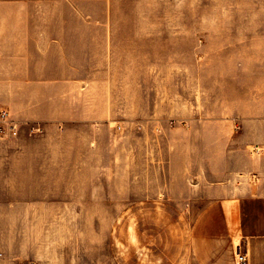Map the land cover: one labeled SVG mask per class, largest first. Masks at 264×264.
<instances>
[{
    "label": "crops",
    "instance_id": "crops-1",
    "mask_svg": "<svg viewBox=\"0 0 264 264\" xmlns=\"http://www.w3.org/2000/svg\"><path fill=\"white\" fill-rule=\"evenodd\" d=\"M42 8L41 2L26 0L0 3V109L10 114L5 131L0 133V264H88L83 252L72 250L73 220L122 218V184L121 180L107 182L98 173L91 174L101 168L91 166L87 157L74 162V148L59 147L57 138L62 134L60 137L71 139L68 128L73 124L110 119L121 92L106 87L109 72L105 68L106 86L95 104L101 113L90 115L88 77L86 81L75 79L72 66H58L59 59L74 52L89 53L90 36L59 35L58 27L71 26L72 20H44ZM76 23L90 25L89 20ZM109 23L112 25L105 19L101 25ZM101 39L106 53L113 38ZM134 75L123 99H129L130 124L143 123L146 130L148 124L167 123L171 115L156 119L152 105L138 110L139 80ZM75 87L81 92L78 96ZM256 91L258 96L243 94L236 102L226 99L225 113L212 120L215 125L226 124V144L234 138L235 127L244 139V145L232 151L221 150L219 155L225 156L226 163L220 169L212 163L217 148H211L208 168L202 170L197 160L191 159L185 167L178 165V178H171L172 164L163 159L161 169L168 177L143 178L130 185L127 201L131 205L137 207L152 197L161 204L158 217L195 219L192 257L187 259L179 247L174 264H239V252L247 256L248 264H264V88ZM185 102L184 98L177 100L178 111L173 117L186 114ZM233 103L238 106L236 112L230 110ZM62 128L65 131H59ZM129 133L145 139L154 135L147 130ZM211 135L216 138L223 133ZM90 137L85 136L87 147ZM42 142L48 145H38ZM185 151L193 156L202 152L196 147ZM134 211L130 217L137 215Z\"/></svg>",
    "mask_w": 264,
    "mask_h": 264
},
{
    "label": "rangeland",
    "instance_id": "rangeland-1",
    "mask_svg": "<svg viewBox=\"0 0 264 264\" xmlns=\"http://www.w3.org/2000/svg\"><path fill=\"white\" fill-rule=\"evenodd\" d=\"M26 1L43 4L44 20H72L71 26L58 27L59 35L90 36L89 53L74 52L67 59H59L58 66H72L75 79L86 81L88 77L91 116L101 113L95 104L106 86L105 68L109 72L106 87L121 92L116 99L118 106L113 107L115 114L108 121L73 124L68 128L71 139L60 137L62 134L57 138L59 147L74 148V162L87 157L91 166L101 168L91 170V174L98 173L107 182L121 180L122 184L123 201L119 205L123 217L74 219L72 250L83 252L88 264H174L179 247L190 259L195 219L158 217L162 214L157 208L160 203L150 197L136 207L127 201L128 191L135 180L168 177L161 169L163 159L172 164L171 178H178V165L185 167L191 159L197 160L202 170L210 167L211 148H217L212 163L220 169L226 163L225 156L219 155L221 150L244 145L236 127L234 138L226 144V124L215 125L212 120L225 113L226 99L236 102L243 94L258 96L256 90L264 88V0ZM105 19L112 25H101ZM78 20H89V27L77 26ZM108 35L113 41L107 43L111 49L104 53L101 38ZM134 73L139 80L138 110L152 105L156 119L171 115L167 123L148 124L146 130L154 131V135L147 139L129 133L146 131L143 123L130 124L129 99L123 100ZM80 93L75 87V96ZM179 98L186 101V114L179 112L181 116L173 117ZM237 107L233 103L230 110L236 112ZM216 131L223 135L214 138L211 134ZM87 134L91 135L89 147ZM195 147L202 152L195 156L185 153L186 148ZM133 209L132 214L137 215L130 217Z\"/></svg>",
    "mask_w": 264,
    "mask_h": 264
},
{
    "label": "built area",
    "instance_id": "built-area-1",
    "mask_svg": "<svg viewBox=\"0 0 264 264\" xmlns=\"http://www.w3.org/2000/svg\"><path fill=\"white\" fill-rule=\"evenodd\" d=\"M10 114L7 110L0 109V133H3L5 131L4 126L9 121ZM238 262L239 264H248L247 256L243 253H238Z\"/></svg>",
    "mask_w": 264,
    "mask_h": 264
}]
</instances>
